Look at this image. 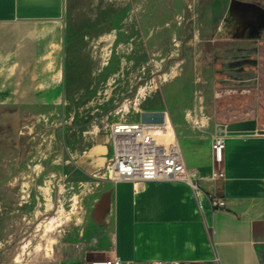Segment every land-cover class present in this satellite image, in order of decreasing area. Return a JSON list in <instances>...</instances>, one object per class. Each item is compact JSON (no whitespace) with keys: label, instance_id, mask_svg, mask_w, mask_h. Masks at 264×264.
<instances>
[{"label":"rangeland","instance_id":"obj_1","mask_svg":"<svg viewBox=\"0 0 264 264\" xmlns=\"http://www.w3.org/2000/svg\"><path fill=\"white\" fill-rule=\"evenodd\" d=\"M258 7L264 0H68L61 95L0 120V264H55L66 231L111 181L112 124L159 122L167 110L177 141L183 129L215 135L217 105L240 101L226 96L240 73L264 72V17L257 29L250 21ZM252 93L249 108H264Z\"/></svg>","mask_w":264,"mask_h":264},{"label":"crops","instance_id":"obj_2","mask_svg":"<svg viewBox=\"0 0 264 264\" xmlns=\"http://www.w3.org/2000/svg\"><path fill=\"white\" fill-rule=\"evenodd\" d=\"M67 6L68 0H0V120L61 95ZM255 40L259 47L264 43ZM240 74L230 87L236 93L226 94L240 101L235 107L217 105L215 134L219 126L249 119L256 120V132L224 134L218 167L214 135L183 129L178 143L198 189L183 181L104 182L82 219L66 231L55 264L114 258L128 264H264V108L246 104L251 92L264 104V72ZM216 170L224 176L212 180ZM215 194L224 199L223 207L212 206Z\"/></svg>","mask_w":264,"mask_h":264},{"label":"built area","instance_id":"obj_3","mask_svg":"<svg viewBox=\"0 0 264 264\" xmlns=\"http://www.w3.org/2000/svg\"><path fill=\"white\" fill-rule=\"evenodd\" d=\"M162 121L116 122L111 125L109 141L111 158L107 175L111 181H183L198 189L197 177L185 161L178 141L168 139L173 130L167 110ZM174 132V130H173ZM225 147L224 134L216 133L212 140L214 163L219 167L223 162ZM224 176L221 170L212 174V180ZM213 207H223L224 199L211 195ZM92 264H128L119 258L101 260ZM156 264V263H150ZM167 264H192L191 261L173 260Z\"/></svg>","mask_w":264,"mask_h":264},{"label":"water","instance_id":"obj_4","mask_svg":"<svg viewBox=\"0 0 264 264\" xmlns=\"http://www.w3.org/2000/svg\"><path fill=\"white\" fill-rule=\"evenodd\" d=\"M257 125L255 119L235 121L226 126L217 128L218 134H251L256 132ZM264 132V131H261Z\"/></svg>","mask_w":264,"mask_h":264},{"label":"flooded vegetation","instance_id":"obj_5","mask_svg":"<svg viewBox=\"0 0 264 264\" xmlns=\"http://www.w3.org/2000/svg\"><path fill=\"white\" fill-rule=\"evenodd\" d=\"M257 10L254 11V13L251 16V26L254 29H257L258 25H260L261 18L264 17V11L260 9L259 7L256 8Z\"/></svg>","mask_w":264,"mask_h":264},{"label":"bare ground","instance_id":"obj_6","mask_svg":"<svg viewBox=\"0 0 264 264\" xmlns=\"http://www.w3.org/2000/svg\"><path fill=\"white\" fill-rule=\"evenodd\" d=\"M177 75H178V72H177V71H174V73H173V77H176ZM168 139H171V140L174 139L175 141H177V140H176L175 133L173 132V130L170 131V133H169V135H168ZM100 151L103 152V153H106V152H107V148H106L105 146L101 145V146H100ZM100 159H101V161H104L105 157L101 156ZM100 205H101V204L99 203V206H100Z\"/></svg>","mask_w":264,"mask_h":264}]
</instances>
